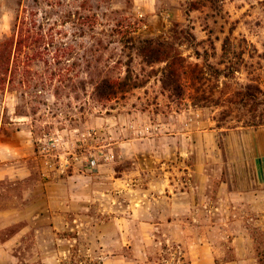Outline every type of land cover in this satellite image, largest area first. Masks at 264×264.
<instances>
[{"label":"rangeland","instance_id":"obj_1","mask_svg":"<svg viewBox=\"0 0 264 264\" xmlns=\"http://www.w3.org/2000/svg\"><path fill=\"white\" fill-rule=\"evenodd\" d=\"M51 2L52 8L33 0H0V43L29 13L36 14L44 34L40 40L34 35L30 48L7 52L4 62L0 143L10 137L20 153L0 159V209L53 207L42 198L46 186L62 193L74 154L103 134L109 139L117 125L122 127L117 139L126 146L161 144L162 137L181 130L183 113L189 125L264 127V0ZM148 39L170 46L165 51L176 58L177 91L165 86L166 62L141 57L139 41ZM103 80L119 83L114 96ZM190 115L196 116L192 122ZM150 125L162 130L140 133ZM83 156L85 162L102 161L100 153ZM116 159L105 162L108 171L102 174L127 181L136 165L126 155ZM211 168L215 179L224 177L222 166ZM49 178L55 181L47 185ZM111 181L95 183L105 192L119 189L118 199L102 196L81 218L83 225L27 232L17 251L21 264H264V190L260 199L233 203L234 214L217 211L182 232L150 230L144 225L149 216L141 206L142 187L134 192L120 181L111 190ZM152 191L163 194L161 188ZM21 224L10 221L0 240Z\"/></svg>","mask_w":264,"mask_h":264},{"label":"crops","instance_id":"obj_2","mask_svg":"<svg viewBox=\"0 0 264 264\" xmlns=\"http://www.w3.org/2000/svg\"><path fill=\"white\" fill-rule=\"evenodd\" d=\"M190 116L192 122L196 116ZM180 118L184 121L181 123V130L162 137V143L159 145L122 144L120 139H117L122 130L120 125L109 131V139L103 134L96 138L95 143L92 139L83 144V151L79 149L70 160L74 170L72 175L62 180V193L52 191V188L46 186L47 191L42 196L48 204L51 202V205L59 207L0 209V233L7 228L10 221L23 222L14 235L0 240V264H21L17 251L23 246L27 232L38 234L45 226L53 231L72 230L73 227L83 225L81 218L84 215L87 217L88 213L96 208L102 196L110 197L113 202L115 198L118 199L119 189L109 193L97 186L96 183H103L105 177L112 179L111 190L117 187L120 181L134 192L142 187L144 198L141 200V206L143 213L149 216L144 225L150 230L162 226L163 229L184 232L195 225L192 222L201 224V220L209 219L217 211L234 214L236 207L232 206L233 203L260 199L261 197L257 196L264 190V127L256 130H226L213 127L208 121H201L200 126H196V121L189 125L185 113ZM136 140L140 139L131 141ZM10 141L8 137L0 143L2 161L8 159L7 154L12 156L14 153H20L19 148ZM87 145H92L88 147L89 150H85ZM88 153L97 157L99 153H112L118 159L125 158L126 155L132 165L136 166L133 172L128 174L127 181L124 177L120 180L113 174H102L107 173L106 167L109 166L104 161H100L96 173L89 176L88 172L92 170L86 168V156H83ZM150 163L155 164V172H152L154 167ZM213 164L217 168L222 166L223 178H214L211 168ZM92 176L99 179L92 180ZM183 176L189 178L183 179ZM84 178H88V181ZM52 180L55 181L49 178L47 185ZM153 188H161L163 194L156 195V192L152 191ZM212 201L227 205L216 207ZM156 216H160V222L149 221ZM33 259L32 257L31 260Z\"/></svg>","mask_w":264,"mask_h":264},{"label":"trees","instance_id":"obj_3","mask_svg":"<svg viewBox=\"0 0 264 264\" xmlns=\"http://www.w3.org/2000/svg\"><path fill=\"white\" fill-rule=\"evenodd\" d=\"M34 2H40L43 6L46 7H54L52 4V0H33ZM26 9V8H24ZM23 9V10H24ZM27 11V10H25ZM35 13H29L28 15H23L20 19H18L17 25L15 30L12 33L10 39H7L0 43V81H3V70L5 59L7 58V52L12 53L13 51H21L24 47L30 48L34 42L32 39L34 35L37 37V40L42 38L43 34V27L42 25H36L35 23ZM42 42V41H41ZM139 53L142 58H145L146 62L153 63V62H166V68L164 71L165 79L168 80L167 88H171L173 91L178 90L177 86V74L174 69V63L176 58L173 56H168L166 53L165 48L170 47L166 42L159 41V40H142L139 41ZM162 56V58H161ZM104 85H107L105 89H107L109 96H114L116 94V89L119 88V83H114L113 85L108 84L106 80H103Z\"/></svg>","mask_w":264,"mask_h":264},{"label":"built area","instance_id":"obj_4","mask_svg":"<svg viewBox=\"0 0 264 264\" xmlns=\"http://www.w3.org/2000/svg\"><path fill=\"white\" fill-rule=\"evenodd\" d=\"M162 130V126L160 125H150V126H145L143 129L140 130V133L142 134H147V135H152L154 133H158ZM115 156L112 153L109 154H102V157H100V160L104 161V162H113L114 161ZM99 164V160H97V158H89L86 161V168L93 170L95 168H97Z\"/></svg>","mask_w":264,"mask_h":264}]
</instances>
